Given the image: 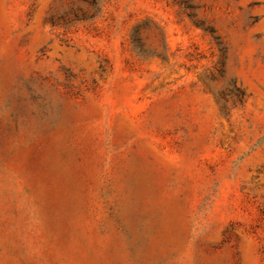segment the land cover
I'll use <instances>...</instances> for the list:
<instances>
[{
  "label": "rangeland",
  "instance_id": "rangeland-1",
  "mask_svg": "<svg viewBox=\"0 0 264 264\" xmlns=\"http://www.w3.org/2000/svg\"><path fill=\"white\" fill-rule=\"evenodd\" d=\"M0 264H264V0H0Z\"/></svg>",
  "mask_w": 264,
  "mask_h": 264
}]
</instances>
